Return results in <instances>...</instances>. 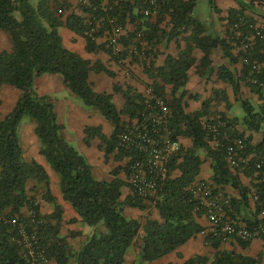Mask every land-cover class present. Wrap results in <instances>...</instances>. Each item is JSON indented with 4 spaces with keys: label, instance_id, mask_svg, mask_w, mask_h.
I'll use <instances>...</instances> for the list:
<instances>
[{
    "label": "trees",
    "instance_id": "obj_1",
    "mask_svg": "<svg viewBox=\"0 0 264 264\" xmlns=\"http://www.w3.org/2000/svg\"><path fill=\"white\" fill-rule=\"evenodd\" d=\"M102 1L104 2L92 0L93 7H97L95 10L93 7L80 5L82 14L71 13L63 21L58 9L64 4L56 0H41L36 8L29 0H0V29L10 32L14 45L11 52H0V90L3 85H12L22 92L14 109L0 120V264H26L18 246L12 240L15 228L9 223L16 217L22 222L30 220L21 213L23 208L34 211L36 217L42 221L39 228L40 240L49 259L56 264H124L128 251L135 246L140 249L141 262H154L176 251L204 229L199 222L204 211H196L198 200L190 189L197 182L204 163L201 154H205L211 161L210 182L221 188L228 185L238 191V197L232 199L235 218V214L251 208V199L255 195L258 198L254 202L256 219L247 224L255 225L259 221L258 215L264 209V181L254 167L256 159H251L242 169H232L227 160L228 140L225 135L242 138L247 144L249 154L256 152L258 155L264 149V140L253 145L244 132L236 129L234 120L220 113V116H216L226 120L228 124L220 129L216 146L207 126L213 117L210 111L211 101L204 102L201 109L195 112L187 113L185 110L189 93L186 89L188 72L196 62L192 46L182 50L177 57L169 55L162 67H156L154 61L146 67L147 72L155 73L156 78L149 89L155 96L165 99L171 110L169 126L173 137L186 135L193 142L192 147L181 146L170 161V178L153 204L159 219L148 217L143 223L127 216L123 208L126 204L141 210L152 205L137 195L122 200L125 181L118 177V170L113 172V180H98L86 156L61 136L62 125L58 123L54 103L47 96L39 95L35 88L36 78L44 74L62 75L67 88L85 107L98 108L113 123L111 137L103 133L101 126L87 127L85 131V142L90 144L92 138L98 137L101 140L99 148L106 156L114 151L120 154V158L134 156L130 151H117L118 136L128 124L122 117L127 115L142 123L143 114L147 112L146 108L151 102L147 95L135 91L131 86L123 89L121 84L115 83L114 91L120 92L125 98V105L119 111L112 94L96 92L89 80L90 71L105 72L113 77L114 73L102 63L91 65L89 60L69 50L59 31L64 24L75 33L85 36L87 50L93 51L98 47L96 38L99 31L111 30L110 19H116L124 29L127 22L139 21L135 30L121 37V41L129 45L140 36L153 47L160 41L159 37L165 36L166 31L160 25L166 15H169L172 28L168 33V40L190 30V40L205 54L203 65L209 62L210 54L216 47H224L228 54V45L224 39L215 35H204V24L193 14L198 0H160L161 6L155 23L143 11L149 5L148 0ZM236 1L240 6H245L243 0ZM208 2L211 9L216 12L219 10L216 0ZM233 12L236 14L231 21L234 29V24L241 21L243 16L230 10L231 14ZM101 17H104L102 26L97 32L90 34L91 26H95L96 20ZM244 22L251 21L244 19ZM244 32H248L246 27ZM239 39L241 41L240 37ZM107 51L113 58L118 59L111 47ZM246 52L242 57L244 78L262 102L256 106L249 100L241 101L246 112L243 125L246 129L257 132L264 128V38L257 39ZM146 56L151 58V53L146 52ZM254 63L261 66L258 74L252 73ZM219 76L230 82L235 94L240 93V79L235 78L227 69H222ZM254 79L258 81L255 82ZM167 85L171 86L172 102L165 96ZM26 116L37 121L35 132L42 144L41 154L59 174L63 198L93 228L78 250L60 233L62 210L51 193L47 172L38 162L29 163L23 157L18 130ZM217 118L214 116L212 119L215 121L212 122H216ZM242 170L245 176L257 181L253 185L254 192L253 187L243 183L240 175ZM175 171L179 172L176 176L173 175ZM30 180L35 183L31 189L28 187ZM42 188L45 191L44 198L55 204V210L51 214H42L35 196L28 193L29 190L36 193ZM205 239L207 244L217 250L213 258L197 255L185 264H263L260 256L253 257L221 249L223 242L211 235L205 236ZM250 242L251 240L241 243L246 247Z\"/></svg>",
    "mask_w": 264,
    "mask_h": 264
},
{
    "label": "crops",
    "instance_id": "obj_2",
    "mask_svg": "<svg viewBox=\"0 0 264 264\" xmlns=\"http://www.w3.org/2000/svg\"><path fill=\"white\" fill-rule=\"evenodd\" d=\"M55 1V0H53ZM64 5L61 6L65 13L62 15V20L71 13L78 15L82 14L80 0H56ZM245 6L242 7L236 0H216L219 10L216 12L209 8L206 10H198V3L194 10V16L200 20L205 26V33L209 35L219 36L225 40L228 50L224 47H216L210 54V60L207 64H202L204 52L202 49L194 46L190 40L191 31L182 32L179 36L168 40V33L172 28L171 18L166 15L165 20L161 23V29L166 31L164 37H159L160 41L151 47L148 42L137 37L134 42L125 45L123 41L118 44L119 52L115 54L118 59L113 58L107 51L108 39L111 32L107 29L99 31L96 38L97 49L93 51L87 50V39L85 36L75 33L65 24L59 28L60 34L63 38L64 45L84 59L89 60L91 65L102 63L111 72L114 77L105 73L91 70L89 73V80L93 89L98 93H110L113 95V102L118 110H122L125 105V98L120 92L114 91L115 83H119L126 89L131 86L135 91L148 95L149 86L155 81V73L147 72L146 67L151 61L155 62L156 67H162L169 55L177 57L182 50L192 46L193 56L196 62L189 70V80L186 89L189 91L186 97V112L192 113L200 110L203 103L211 101L210 111L214 117H219L220 113L226 115L227 118L236 122V129L245 133V137L251 139L253 145H258L264 140V128L261 131H251L243 125V119L236 109V104L241 103L242 100H249L254 105L261 104L259 96L254 93L248 86L243 73L244 60L243 54L247 53L242 47V42L239 35L234 32L231 21L236 16L235 12L232 14L230 10H234L243 16L246 21H251L259 27L264 28V0H243ZM199 2V0H198ZM66 4V5H65ZM233 18V19H232ZM157 16H151L150 21L155 23ZM129 21V19H128ZM254 21V22H253ZM138 22H127L123 35L127 36L128 32L135 30ZM157 40V39H156ZM14 48L13 39L7 30L0 29V52H11ZM146 52L151 53V58L146 56ZM233 59V60H232ZM264 68V63L262 64ZM227 69L232 75L241 80L240 93L237 95L230 82L221 78L220 71ZM35 88L39 95L47 96L55 106V112L58 117V123L62 125L60 131L61 136L76 147L79 152L84 154L88 161L93 166V173L97 179L101 181H111L114 179L113 172L118 170V177L125 181L122 187L121 199L125 200L128 196H136L132 187L128 182V163L130 156L120 158V154L116 151L110 153L108 156L99 148L101 140L94 137L90 140V144L85 142L87 127H102L103 133L107 137H111L114 131L113 123L107 120L98 108H87L76 95L71 92L60 74H44L37 77L35 80ZM21 90L12 85H3L0 90V120H3L6 115L11 112L16 106L21 97ZM192 95V96H191ZM193 95H196L194 97ZM167 100L172 102L171 86H166ZM219 115V116H216ZM212 117V118H213ZM122 119L127 123H134L137 119H130L129 116L124 115ZM37 121L33 118L23 119L19 125V139L23 151V157L27 162L36 161L41 164L49 176L50 190L54 196L56 204L62 210L61 220V235L67 237L68 242L74 249H80L86 241L88 235L93 228L86 226L82 217L77 213L72 204L66 201L60 189V176L56 173L46 158L41 154L42 144L36 135L35 129ZM183 148L192 147L193 142L190 137L181 135L178 137ZM252 159L257 158L256 152L250 153ZM204 163L201 166V172L197 177L198 181H211L212 169L211 161L205 154H201ZM244 170L240 172L242 181L245 185L253 187L252 192L255 191L254 184L257 181L252 180L251 177L244 175ZM179 172L175 171L174 176ZM35 183L30 180L28 187L31 189ZM223 190L233 198H237L239 193L231 186L222 187ZM29 195L35 196L37 204L40 207L42 214H51L55 210V204L47 201L44 198V189H39L38 192L32 190L28 191ZM124 212L127 216L146 222L148 217L159 219L158 211L154 206L141 210L132 207L128 204L123 206ZM21 213L24 216L29 214V208H23ZM236 219L242 223L254 221V201L251 199V208L245 209L241 214H235ZM259 220V215H258ZM199 222L206 228L209 226V220L205 214L199 217ZM239 239L231 240L222 243L221 249L235 251L237 253L247 254L253 257H261L264 264V238L256 237L244 247ZM212 252L213 258L217 251L209 244H207L205 236L198 234L196 237L190 239L187 243L180 246L176 251L158 259L154 262L139 261V247L131 248L127 255L124 264H185V262L197 255H206V251ZM209 257V256H208ZM50 264H56L55 261L50 260Z\"/></svg>",
    "mask_w": 264,
    "mask_h": 264
},
{
    "label": "built area",
    "instance_id": "obj_3",
    "mask_svg": "<svg viewBox=\"0 0 264 264\" xmlns=\"http://www.w3.org/2000/svg\"><path fill=\"white\" fill-rule=\"evenodd\" d=\"M102 3H106L102 1ZM149 5L143 10L146 16H157L161 2L160 0H148ZM83 6L93 7L92 0H80ZM94 10L97 8L93 7ZM59 14H64L62 8L58 9ZM104 17L98 18L95 26H91V33L97 32L102 26ZM111 34L108 39V46L115 54H118V44L123 35L124 28L116 19H110ZM245 24V26H244ZM248 32H244V29ZM236 33L241 38L242 47L247 51L256 43L259 38H264V28L254 23L244 22V19L234 24ZM261 66L253 64L252 73L258 74ZM257 82V79H254ZM262 85H264L262 83ZM148 98L151 100L147 112L143 114V121L138 120L128 123L118 136L117 151L125 150L134 153L130 156L128 163V182L134 193L154 206L158 199L163 185L170 178V161L181 149L178 138H174L169 126L170 108L165 99L155 96L151 89L148 91ZM211 118L207 124L214 140L213 144L218 145L220 129L227 127V121L218 117L216 122ZM227 141V160L232 169H242L251 162V155L247 152L246 142L239 137L225 135ZM254 167L264 181V149L257 155ZM198 200L196 211L203 210V214L209 220V226L204 228L200 234L211 235L217 240L225 243L231 240L249 241L256 237L264 238V209L259 214V221L250 226L247 223L237 221L234 217L233 197L225 192L223 188L217 187L209 181L195 182L190 188ZM257 201V196H253ZM28 222H22L17 217L9 223L14 226L15 232L12 240L16 243L20 255L25 259L26 264H50L46 248L40 240L39 228L42 223L36 217L34 211L29 210Z\"/></svg>",
    "mask_w": 264,
    "mask_h": 264
},
{
    "label": "rangeland",
    "instance_id": "obj_4",
    "mask_svg": "<svg viewBox=\"0 0 264 264\" xmlns=\"http://www.w3.org/2000/svg\"><path fill=\"white\" fill-rule=\"evenodd\" d=\"M30 1V3H31V5L33 6V7H38V5H39V3L41 2V0H29ZM209 8V2H208V0H199V2H198V10H200V11H202V10H206V9H208ZM236 109H237V111L239 112V114L242 116V117H245V115H246V112H245V109L243 108V106H242V104L241 103H238V104H236ZM24 119H31V117L30 116H26ZM97 178V177H96ZM99 180H101V179H99ZM84 224L86 225V226H89L88 224H86L85 222H84ZM206 254L209 256V257H212V252L210 251V250H207L206 251Z\"/></svg>",
    "mask_w": 264,
    "mask_h": 264
}]
</instances>
